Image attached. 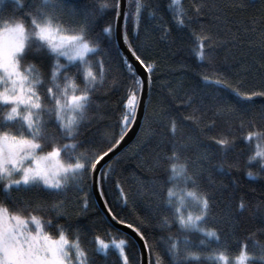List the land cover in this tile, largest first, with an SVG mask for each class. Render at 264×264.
I'll return each instance as SVG.
<instances>
[{"label": "snow or ice", "instance_id": "obj_1", "mask_svg": "<svg viewBox=\"0 0 264 264\" xmlns=\"http://www.w3.org/2000/svg\"><path fill=\"white\" fill-rule=\"evenodd\" d=\"M253 7L250 0H188V6L183 0H164L163 8L160 0H126L123 7L121 0H109L96 8L85 0L77 9L66 0H13L9 18L0 16V264H93L82 246L79 229L70 222L73 213L84 215L94 207L87 195L89 184L104 201L107 217L131 229L150 255L159 248L156 264H203L213 258L217 264H264V241L253 239L255 249L251 252L241 244L238 254L230 257L227 245L221 244V230L215 225L202 226L216 206L214 193L199 183L204 162L216 151L223 158L222 169L239 167L226 159L238 139L228 131L208 135L211 143L195 159L183 154L191 138H178L177 133L184 121L202 127L199 107L193 105L191 114L180 112V119L166 117L169 150L157 152L149 166L160 175L154 176L147 187L140 183L139 194L148 197L150 215L159 217L154 227L162 232L161 245H149L145 227L151 226L150 220L139 213L135 223L122 218L121 212L130 203L128 193L117 178L113 184L117 203L111 202L106 183L112 162L101 167L137 118L145 83L138 68L146 75L149 87L152 83L155 62L141 55L142 27L145 36L149 30L159 32L161 38L174 30L181 34L186 30L194 37L190 51L201 65L196 74L205 85L230 93L217 92L213 97L214 116L251 107L256 97H264V87L246 90L240 80L233 82L216 67V56L223 49L225 61L242 56L241 71H258L264 79V0H260L259 17L241 20L235 16ZM105 12L111 14L110 18L101 23ZM207 16L215 22L213 25L203 23L201 18ZM114 35L126 49L119 54V70L127 75L128 83L118 98V121L97 141L92 135L85 138V131L92 125L89 114L99 109L100 96L107 97L122 83L112 76L116 69L108 58ZM169 94L177 108L193 104L190 94L178 98L174 89ZM261 115L264 117V108ZM215 124L211 119L203 127ZM239 128V139L245 145L259 142L254 151L250 150L245 164L256 162L255 175L264 178V125L241 119ZM55 139L65 142L52 143L44 151ZM245 175L251 178L254 173L249 169ZM208 182L213 183L211 179ZM232 183L237 181L233 179ZM177 184L183 185L180 195ZM20 188H35L53 197L49 207L54 216L44 218L35 209L13 210L6 201H14L13 190ZM69 192L85 193L76 196L72 212L68 208ZM152 197L157 198L156 207L151 206ZM119 204L123 208L117 211ZM245 207L243 197L234 206L230 200L226 223ZM168 208L173 210L169 212ZM61 217L64 223L57 222ZM165 232L167 235H163ZM192 233L202 235L192 238ZM93 240L96 252L106 255L111 247L118 254V264H130L126 239L106 241L97 234Z\"/></svg>", "mask_w": 264, "mask_h": 264}, {"label": "trees", "instance_id": "obj_2", "mask_svg": "<svg viewBox=\"0 0 264 264\" xmlns=\"http://www.w3.org/2000/svg\"><path fill=\"white\" fill-rule=\"evenodd\" d=\"M108 2L109 0H95L93 5V0H88L89 5L96 8H99L100 4ZM160 2L163 8L164 0H160ZM12 3L13 0H4V3L0 4V16L9 18ZM66 3L78 9L85 3V0H66ZM183 3L188 6V0H183ZM250 3L254 4L255 7L249 8L244 13H237L235 16L241 20H244L247 16L259 17L261 13L260 0H250ZM110 15V13L105 12L101 23L109 19ZM201 20L206 26L215 23L210 16L203 17ZM129 28H131V25H129ZM141 32L140 43L143 45L141 47V55L155 62V71L152 73V83L149 87L143 119L135 138L110 160L112 162L110 178L106 183L108 199L114 204L117 203V193L113 190V184L119 178L128 193L130 201L128 208H124L121 212L122 218L135 223L138 213L144 216L151 221V226L145 227L149 245L159 246L162 244V232L159 228L154 227L159 217L150 215L148 197L139 194L140 183L143 181L147 187L148 182L154 176L160 175L159 170L154 173L149 166L157 152L163 153L169 150L170 145L168 144L165 129L166 117L173 115L180 119V112L191 114L192 106H197L201 114L200 123L202 127L198 128L192 121H184L180 131L177 133L178 138H191L189 146L183 152L184 155L195 159L197 155L202 154L203 148L211 143L207 139L208 135H216L220 132L228 131L230 135L234 134L238 138L235 142V147L227 154L226 159L229 162L238 164L239 170L233 168L229 171L226 167L222 169L220 161L223 158L216 151H213L203 164L204 171L200 175L199 183L201 187H206L214 193L216 206L213 209V214L202 226L211 227L215 225L221 230V244L227 245L230 257L238 254L241 244L246 245L248 251H254L253 239L264 241V231H260V229L264 228V207L261 206L264 205V178L255 175L258 171L256 162H253L250 166L245 164L250 150L254 151L255 145L259 142L253 141L252 145L249 146L239 139L241 134L239 121L241 119L245 122L251 120L255 121L257 125H264V117L261 115V109L264 108V97H256L254 105L251 107H246L227 116H214L216 101L213 97L217 92L228 96H230V93L226 89H217L215 86L205 85L196 74L201 65L195 60L190 51L194 37L186 30H182V34L174 30L167 38H161L159 32H152L151 30L145 36L143 27ZM120 53L113 36L108 58L113 68L116 69L112 76L116 80L122 81V83L118 85L116 91L111 92L107 97L100 96L97 101L100 104L99 109L89 114L92 117V125L85 131V138L92 135L97 141L101 140L105 130H111L120 117L118 98L124 92L128 83L127 75L119 70ZM243 63L244 58L242 56L238 60L229 58L225 61L223 49L219 50L216 56L217 70L230 77L233 82L240 80L242 87L246 90H257L264 87V79H262L258 71H249L247 73L241 71ZM170 89L176 90L178 98H186L185 94L192 95L194 97L193 104L177 108L169 94ZM201 100H203V104L200 103ZM101 114L103 115L102 119L100 118ZM211 119H215V127H203ZM229 124L231 125V130L229 129ZM15 127L19 126L16 125ZM64 142L59 139L51 140L44 148V151L49 150L52 143L62 144ZM108 162L102 167H106ZM189 167L191 169V164ZM249 169L254 173L251 178L245 175V172ZM195 170L199 171L198 168ZM209 179L213 183L209 184ZM233 179L237 181L236 184L232 183ZM221 185H227L228 187L224 189ZM182 187V184H177V195H180L179 189ZM13 195L14 201H6L13 210L22 208L25 212H30L35 209L44 218L54 216V213L50 212L49 207L53 197L48 195V193L35 188H20L19 190L14 189ZM84 195L85 193L75 192L67 194V199L70 201L68 205L70 212L76 207V196L83 197ZM87 195L94 207L84 215L73 213L70 222L74 228L79 229L82 246L88 250L93 264H118V254L111 247L106 255L95 251L96 246L93 237L97 234L106 241L113 239H126L129 241L126 246V253L130 258V264H140L139 248L136 242L128 235L109 225L92 195L91 184L87 188ZM240 197L244 198L245 209L233 218L230 223H226L229 201L231 200L232 206H234L236 200ZM157 202L156 197L151 198L152 207H156ZM133 203L135 204V210H132ZM121 208H123V205L119 204L117 211H120ZM172 210V208L167 209L169 212ZM187 211L188 209H185V213ZM57 222L64 223L65 218L61 217ZM175 231L176 229L173 228L172 232L174 233ZM251 233H255V236H250ZM163 235H167V233L165 232ZM197 235L202 234L192 233L191 237L195 238ZM70 238L74 237L70 235ZM213 247L215 246L213 245ZM156 251H159L158 247L154 249L152 255L147 251L148 264H156ZM203 264H217V262L214 258L205 259Z\"/></svg>", "mask_w": 264, "mask_h": 264}, {"label": "water", "instance_id": "obj_3", "mask_svg": "<svg viewBox=\"0 0 264 264\" xmlns=\"http://www.w3.org/2000/svg\"><path fill=\"white\" fill-rule=\"evenodd\" d=\"M126 2V0H121L122 3V7L123 4ZM115 38V35H114ZM115 41L119 47L120 52H126V49L123 46V42L122 41H117V39L115 38ZM130 55V54H129ZM138 74L144 78L145 83L143 86V92H142V96H143V100L141 102V104L138 107L137 110V118L135 120V122L132 124V127L130 129H128L127 133L124 136V139L121 141V144L117 146L116 149L113 150V153L109 154V156L105 159L104 163L101 165V167L103 165H105L108 161H110L113 157H115L120 151H122L129 143L132 142V140L135 138L139 127L141 125L142 119H143V115H144V110H145V105L147 102V98H148V93H149V85L147 83V77L144 74L143 70L138 68ZM91 192L92 195L98 205V208L100 210V212L102 213V215L104 216V218L106 219V221L109 223L110 226H112L113 228L121 231L122 233L128 235L130 238H132L138 248H139V257H140V264H148V254H147V250L143 249V241H140L138 237L135 236V233L132 232L131 229H128L125 225H121L116 223L115 221H112L109 217H107L105 215V210L103 209V200L99 199V193L97 191L94 190V188L91 185Z\"/></svg>", "mask_w": 264, "mask_h": 264}]
</instances>
